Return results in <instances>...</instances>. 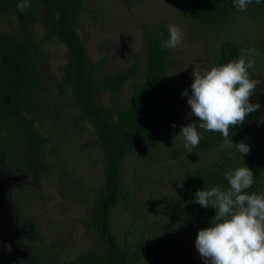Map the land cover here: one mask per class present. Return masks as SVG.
Instances as JSON below:
<instances>
[{
    "label": "trees",
    "instance_id": "16d2710c",
    "mask_svg": "<svg viewBox=\"0 0 264 264\" xmlns=\"http://www.w3.org/2000/svg\"><path fill=\"white\" fill-rule=\"evenodd\" d=\"M119 1L133 7L144 0ZM20 2L0 0V18L14 21L17 28L15 32L0 30V171L10 172L14 174L12 176L29 172L48 176L50 173L55 175V170L63 207L87 205L83 225L92 237L91 248L65 264H161L163 259L157 255L155 242L159 243L158 247L162 243L156 236L155 225L148 218H143L141 209L136 207L134 196L140 191L141 184L138 181L133 186L127 184L123 162L130 155H138L143 161L156 164V161L168 160L164 155L169 159H190V164L182 163L186 169L176 175L181 193L174 203L180 206L177 214L180 227H172L173 223L166 222L164 228L167 229L160 237L165 245L176 251L177 256L174 257H179L180 263L192 264L189 261L193 257L191 249L185 245L184 238L188 237L196 246L199 231L211 226V218L216 213L211 206L205 209L194 203L198 190L227 188L225 172L247 166L254 172V183L247 191L249 194H264V101L261 85H258L257 95L250 97L252 103L261 105L260 109L251 113L242 126L229 130V139L233 143L243 141L250 145L247 155L242 157L232 148L224 150L216 159L202 162L201 157L220 148L223 137L220 133L198 129L203 133L200 144L191 153L184 148L175 156V148L156 137V132L164 133L161 126L158 130L162 99L169 92L171 79H180L176 54L173 50L161 49V43L169 36L166 25L155 29L145 27L143 57L136 59L126 70L107 72L108 59L92 62L79 34L83 16L88 13V0H28L30 6L23 11L17 7ZM177 7L201 34H221L229 26H235L239 16L246 17L251 23L264 20V0L260 4L253 0L246 11L238 10L234 0H181ZM37 25L43 27L44 40H55L66 48L62 79L54 90L43 87L49 55L42 43L36 41ZM211 54L210 67L213 68L238 60L244 55V49L237 41L223 40L211 47ZM248 71L250 78L256 80L254 69ZM126 88L128 94L124 96ZM42 90L50 93L51 98L69 95L80 109L83 121L90 124L93 140L84 147L100 152L104 168V183L100 189L94 190L95 193L83 194L81 182L72 178L68 162L61 159L63 151L54 149L58 157L56 165H49L46 161V150L52 137L44 136L42 125L45 122L38 125L39 116L49 110L44 108L38 96ZM173 95L178 100L176 92ZM229 152L234 154V159H229ZM192 155L195 156L194 161ZM194 162L197 166L192 165ZM139 166L141 168L142 163L138 164V172ZM163 168H155L146 181L155 179V173L159 175ZM6 200L11 202L12 197L6 194ZM12 202L9 208L13 212L14 231L30 229L32 237L38 240L40 232L35 220H24L21 206L16 200ZM120 204L135 212L134 222L122 238L112 221L113 211ZM24 240H18V244L31 253V264H40L36 243L26 244ZM12 253L2 257L9 261ZM17 260L16 264H27L21 258Z\"/></svg>",
    "mask_w": 264,
    "mask_h": 264
},
{
    "label": "rangeland",
    "instance_id": "374dc122",
    "mask_svg": "<svg viewBox=\"0 0 264 264\" xmlns=\"http://www.w3.org/2000/svg\"><path fill=\"white\" fill-rule=\"evenodd\" d=\"M180 1L144 0L141 4L136 3L130 7L119 0H88V13L87 16H83L82 26L79 29L91 61L98 62L103 58L108 59L105 66L107 72L126 70L133 66L136 59L143 57L145 49L143 29L145 27L155 29L160 25L168 27L169 24H175L183 29V46L173 50L178 60L177 69L180 79H171L169 92L162 99L161 104L158 130L161 126L166 134L156 132L158 139L175 148V156L185 147L182 138L178 137L174 144L173 137L179 135L181 127L188 123H196L198 119L189 115L191 110L187 103L188 98L182 93L185 89L191 92L194 79L191 73L195 67L201 70L211 69L212 46L223 40H233L242 44L244 54L247 50H255L253 69L256 80L261 81V96L264 101V20L251 23L248 19L246 20V17L239 16L235 26H229L221 34H201L178 9L177 5ZM16 29L14 21L0 18V30L15 32ZM35 33H37L36 41L42 43L49 55L47 77L44 79L43 87L54 90L62 79L63 68L66 64V48L55 40H44L45 34L41 25L36 26ZM247 59L249 57L246 55ZM174 92L178 100L173 95ZM127 94L128 88L124 90V96ZM38 96L41 98V103H44V108L49 109L45 115L38 118V125L45 122L42 125L44 136L52 137L46 150V161L49 165H56L58 157L54 149L63 151L60 154L61 159H66L68 162L66 166L72 178L81 182L83 194L95 193L94 190L100 189L104 183V168L100 152L95 148L91 150L84 147L89 140H93L94 134L90 124L83 121L80 109L72 102L69 95L51 98L50 93L42 90L39 91ZM173 124L176 125L175 128L172 127ZM223 152L219 149L214 150L201 157L200 160L206 163L220 157ZM163 157L168 160L156 161L158 163L156 164L148 160L143 161L138 155L128 156L123 162L124 178L128 185L133 186L137 181L141 184V189L135 194L134 199L136 207L141 209L139 211L143 218H148L155 225L156 236L162 243L158 247L159 243L155 242L157 255L163 259L161 264H179V257H174L176 251L174 249L172 251L168 245L163 243L160 234L167 229L164 228L166 222L173 223L172 227H180L177 220L180 206L174 203L181 193L176 175L186 169L182 167V163L186 161L187 164L190 159H169L167 155ZM191 158L194 161L195 156L192 155ZM139 163H142V166L141 168L139 166L138 172ZM192 165L197 166V163L194 162ZM162 166L164 168L160 172L161 175L155 173V179L147 182L146 179L153 170L162 168ZM53 172L55 175L50 173L48 176L29 172L27 177L3 176L0 173V182L1 179L3 181L0 183V257L2 264H16L19 262L18 258L31 264V253L18 244L20 239H25L26 244L36 243L35 250L41 257L38 259L40 264L70 263L91 248L92 237H89V232L83 225L87 205L81 208L79 204L75 207L69 205L65 209L60 189H58L57 173L55 170ZM6 194L12 197L11 202L6 200L7 203H5ZM14 200L21 206L24 212L22 214L25 215L24 220H35L40 232L38 240L32 237L33 233L30 229L14 231L13 212L9 208ZM113 212V224L122 238L127 229L132 226L135 212L122 204L117 206ZM184 243L190 247L193 256L189 261L192 264H205L196 246L192 245L188 237L184 238ZM5 247H7L6 253ZM11 252H13L11 260H5L3 257Z\"/></svg>",
    "mask_w": 264,
    "mask_h": 264
},
{
    "label": "clouds",
    "instance_id": "9594fccd",
    "mask_svg": "<svg viewBox=\"0 0 264 264\" xmlns=\"http://www.w3.org/2000/svg\"><path fill=\"white\" fill-rule=\"evenodd\" d=\"M253 0H234V6L246 11ZM262 0H255L260 4ZM28 0H21L17 7L23 11L29 7ZM168 39L161 43V49L174 50L183 46V29L168 25ZM243 51V50H242ZM255 50H247L238 60L223 66L208 69L194 68L191 76V92L185 89L190 116L198 118L197 123L181 127L173 137L183 139L189 153L202 139L203 132L220 133L223 143L219 150L235 148L244 157L250 152V145L243 141L236 144L229 139L230 128L242 126L247 117L260 109L259 103H252L250 97L257 95L260 80L250 78L249 69L254 68ZM245 55L249 59H245ZM176 127L175 124L172 125ZM235 156L229 152V159ZM228 187H212L198 190L194 203L207 209H216L211 226L201 229L196 239V249L205 264H264V194H249L254 183V172L247 166L225 172Z\"/></svg>",
    "mask_w": 264,
    "mask_h": 264
},
{
    "label": "flooded vegetation",
    "instance_id": "af4514ba",
    "mask_svg": "<svg viewBox=\"0 0 264 264\" xmlns=\"http://www.w3.org/2000/svg\"><path fill=\"white\" fill-rule=\"evenodd\" d=\"M5 172H6V171H4V172L2 173V172L0 171V173H1L3 176H6V175L8 176L9 174H10L11 176L14 175V174H11L10 172H9V174H7V173H5ZM35 174H36V172H35ZM16 175H18L19 177H22V176H23V177H27V174H23V173H22V174H16ZM11 181H12V180H11ZM11 181H10V182H11ZM2 182H3V181H2V179H1V182H0V183H2ZM6 245H7V244H6ZM11 246H12V245H11ZM12 247H14V246H12ZM6 249H7V247H5V253L7 252Z\"/></svg>",
    "mask_w": 264,
    "mask_h": 264
},
{
    "label": "water",
    "instance_id": "95a60500",
    "mask_svg": "<svg viewBox=\"0 0 264 264\" xmlns=\"http://www.w3.org/2000/svg\"><path fill=\"white\" fill-rule=\"evenodd\" d=\"M1 202V201H0ZM5 203H7V202H5ZM8 206V205H7ZM0 209H1V206H0ZM1 212V211H0Z\"/></svg>",
    "mask_w": 264,
    "mask_h": 264
}]
</instances>
